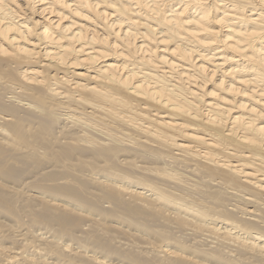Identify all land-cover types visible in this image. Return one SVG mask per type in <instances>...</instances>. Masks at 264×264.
<instances>
[{
  "label": "bare ground",
  "instance_id": "1",
  "mask_svg": "<svg viewBox=\"0 0 264 264\" xmlns=\"http://www.w3.org/2000/svg\"><path fill=\"white\" fill-rule=\"evenodd\" d=\"M116 260L264 264V0L0 4V264Z\"/></svg>",
  "mask_w": 264,
  "mask_h": 264
},
{
  "label": "clouds",
  "instance_id": "2",
  "mask_svg": "<svg viewBox=\"0 0 264 264\" xmlns=\"http://www.w3.org/2000/svg\"><path fill=\"white\" fill-rule=\"evenodd\" d=\"M4 3V0H0V4H3ZM114 264H120V261L119 260H116L115 262H114Z\"/></svg>",
  "mask_w": 264,
  "mask_h": 264
},
{
  "label": "rangeland",
  "instance_id": "3",
  "mask_svg": "<svg viewBox=\"0 0 264 264\" xmlns=\"http://www.w3.org/2000/svg\"><path fill=\"white\" fill-rule=\"evenodd\" d=\"M107 206V205H106Z\"/></svg>",
  "mask_w": 264,
  "mask_h": 264
}]
</instances>
